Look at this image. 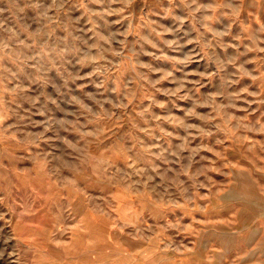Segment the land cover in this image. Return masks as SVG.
Masks as SVG:
<instances>
[{"label": "rangeland", "instance_id": "rangeland-1", "mask_svg": "<svg viewBox=\"0 0 264 264\" xmlns=\"http://www.w3.org/2000/svg\"><path fill=\"white\" fill-rule=\"evenodd\" d=\"M0 264H264V0H0Z\"/></svg>", "mask_w": 264, "mask_h": 264}]
</instances>
